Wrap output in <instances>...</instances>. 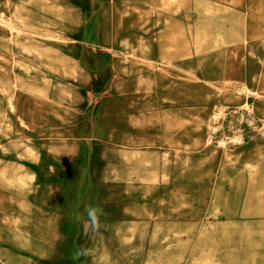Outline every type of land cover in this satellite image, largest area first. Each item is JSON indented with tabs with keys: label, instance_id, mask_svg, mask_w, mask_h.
Wrapping results in <instances>:
<instances>
[{
	"label": "rangeland",
	"instance_id": "1",
	"mask_svg": "<svg viewBox=\"0 0 264 264\" xmlns=\"http://www.w3.org/2000/svg\"><path fill=\"white\" fill-rule=\"evenodd\" d=\"M0 264H264V0H0Z\"/></svg>",
	"mask_w": 264,
	"mask_h": 264
},
{
	"label": "clouds",
	"instance_id": "2",
	"mask_svg": "<svg viewBox=\"0 0 264 264\" xmlns=\"http://www.w3.org/2000/svg\"><path fill=\"white\" fill-rule=\"evenodd\" d=\"M88 213V221L83 225L84 235L87 236L91 231L92 233H99L101 231V222L97 216V209L95 207L86 209ZM82 254L88 255V250L83 249Z\"/></svg>",
	"mask_w": 264,
	"mask_h": 264
},
{
	"label": "crops",
	"instance_id": "3",
	"mask_svg": "<svg viewBox=\"0 0 264 264\" xmlns=\"http://www.w3.org/2000/svg\"><path fill=\"white\" fill-rule=\"evenodd\" d=\"M122 115H125V110H123V112H121Z\"/></svg>",
	"mask_w": 264,
	"mask_h": 264
}]
</instances>
